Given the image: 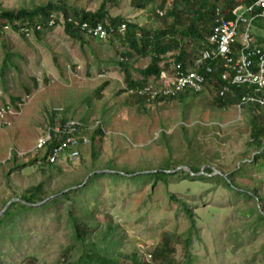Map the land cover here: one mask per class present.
Here are the masks:
<instances>
[{
	"label": "rangeland",
	"instance_id": "rangeland-1",
	"mask_svg": "<svg viewBox=\"0 0 264 264\" xmlns=\"http://www.w3.org/2000/svg\"><path fill=\"white\" fill-rule=\"evenodd\" d=\"M57 1L0 0V7L28 8ZM115 1L107 4L110 16L125 18L148 29L160 26L161 20L152 18L150 12L153 6L158 8L160 0L143 10L134 8L132 0ZM101 2L62 0L67 8L90 12L96 11ZM165 6H169V1ZM250 31L264 39V20L261 29L251 25ZM123 51V46L115 41L108 44L106 40L86 43L70 39L60 27L46 31L40 40L31 36L24 39L9 29L0 36V108L4 111L0 116V213L8 204L3 213L8 211L10 215L3 222L6 228L2 236L7 245V257L3 260L8 263L22 264L32 258V263L29 260L25 264H63L64 255L70 261L78 256L77 249H71L73 241L65 219L64 201L50 207L47 204L44 209L31 206L34 210H17L18 213L17 204L10 206L24 204L17 197L39 182L51 195L83 175V183L93 173L105 172L109 177L114 171L107 169H114L120 175H125L123 171H133L134 175L154 176L167 161H186L183 156L186 142L178 131L179 126H185L187 137L196 138L191 145L197 158L204 159L214 170L220 166L223 174L254 155L247 149L249 127L243 111L233 107L218 110L211 105L208 94L183 96L160 106L152 105L150 110L139 108L122 91L124 73L116 61ZM148 62L149 58L135 56L127 60L126 70L137 80L140 78L137 71ZM104 82L107 85L95 96ZM13 98L19 101L11 105ZM58 110L64 111L67 118L85 124L97 120L103 132V136L89 139L77 161L61 162L60 173L41 166L34 160L32 151L36 139L44 134L49 113ZM93 150L96 155L91 154ZM233 178L240 185H255L264 195V170L257 172L250 168L245 175ZM108 180L102 177L98 184L93 183L97 191L91 198L98 201L93 199L91 204L97 207L100 222L110 218L119 224L121 234L126 236L127 252L134 249L141 258L150 261L148 255L162 232L183 234L189 228L183 212L169 200L170 193L184 199L193 216L189 264H264V229L252 232V217L244 213L246 207L252 206L251 201H238L221 186L209 189L181 180L168 186L158 183L153 188L115 186ZM87 193L84 191L77 198L89 199ZM16 213L26 218L15 222L13 231ZM23 244L25 248L33 247V253L20 254ZM182 253L176 245L172 260L177 263L187 260ZM17 255L21 258H14Z\"/></svg>",
	"mask_w": 264,
	"mask_h": 264
},
{
	"label": "trees",
	"instance_id": "trees-1",
	"mask_svg": "<svg viewBox=\"0 0 264 264\" xmlns=\"http://www.w3.org/2000/svg\"><path fill=\"white\" fill-rule=\"evenodd\" d=\"M111 1L116 2L115 0H102L98 9L93 12L84 9L67 8L62 3V0H58L55 3L47 2L45 4L31 5L28 8L6 9L0 7V36H3L5 30L9 29L24 39L31 36L40 40L46 31L60 27L66 37L89 43L93 38L84 36L77 27L66 22V18H72L78 22L84 21L93 27L96 24H101L106 27L110 26L114 29V33L106 39V43L111 44L112 41H115L121 44L124 49L123 52H119L121 58H118L116 61L124 73L125 86L122 91L126 97L136 102L138 107L141 109L144 108V110H150L152 105L160 106L176 101L183 96L192 98L203 93L206 96H210L213 107L218 110H225L232 107L237 108L241 97L252 92V89L246 85L239 87L228 86L226 93L223 96H219L218 92L224 83L221 80L222 69L220 64L217 59H214L207 60L202 65H199L197 71L204 77L202 90L199 92L185 89L177 92L173 96H158L153 100H148L146 96L126 94L127 90L130 89H142L150 85L151 87L161 86L159 83L160 74L162 72L170 74L175 64H179L185 71L191 69L193 61L201 51L210 48L207 37L212 32L214 26L216 9H220L223 18L229 20L232 18L229 11L232 7L239 4L246 5L253 0H160L158 8L154 9L155 7L153 6L150 11L152 18L155 17L161 20L159 22L160 26L155 29H148L119 16H110L108 14L107 4ZM154 1L132 0V6L136 9L143 10L145 6L153 4ZM168 1L169 6L166 7L165 3ZM58 12L62 13L64 22L60 23L55 17L54 25L48 26L49 20ZM261 23L259 20L253 23L256 30L257 28L261 29ZM122 24L124 25V30L119 32L117 28ZM252 37L255 43L264 44V39L255 32H252ZM238 46L239 44L236 43L235 47ZM135 56L149 58L148 64L137 71L140 77L137 80L132 79L126 70L127 60ZM206 66L210 68V73L204 71ZM106 85V82H104L95 91V96H98L99 92ZM16 101L19 100L13 98L11 105H14ZM241 110L246 116L249 127V140L246 141L247 149L253 151L254 155L249 159L244 158L243 163L240 161L233 170L226 172V174H223V169L217 166L215 170L219 173L213 175L215 170L212 169V166L207 165L208 163L204 159L197 158L196 150L192 149L191 141H194L196 138L192 135L191 137H187L185 126H179L178 131L186 142V151L183 155L186 161L184 160L178 163L171 160L167 161L159 170L153 173L154 176L150 174L143 176L141 174L134 175L133 171H123L122 173L125 175H120L114 169H107L114 171L109 173V177L105 172L93 173L83 183L85 177L83 175L70 182V185L68 184L66 187L51 195L47 194L44 190L43 183L39 182L36 186L25 189L17 197L24 204L20 202L11 203L10 206L17 204L15 205L16 211H26L28 208V210H34V208L28 205L41 203L51 196L56 197L42 203L37 208L44 209L47 207V204L50 207L58 204V202L64 201L66 207L65 219L69 225L70 235L73 241L71 249H77L78 256L75 260L70 261V257L67 254L64 255L62 259L63 264H189L188 245L191 241V239L189 240V236L194 228V220L191 209L184 199L176 198L173 194L169 193V200L178 205V209L183 212L189 228L183 234L162 232L157 244L148 255L150 261H147L145 258H141L136 250L132 249L130 252L125 250L124 243L126 236L121 234L118 223L113 222L110 218H106L103 222L98 220L96 215L97 207L91 204L93 199V201H98L96 197L91 198L94 192L97 191L93 187L95 184H98L102 177H105L107 180L109 179L108 183L115 186L130 184L132 186L148 185L150 188H153L158 183L168 186L176 180L197 183L200 186L209 187V189H215L221 186L238 201H251L253 203L252 206L246 207L244 213L246 217H252L250 219V226L254 229L252 232L255 233L257 230L264 229V195H262V192L259 191L260 189L255 185L251 187L240 185L239 181L233 178L235 175H245L250 168L257 172L261 169L264 170V107L256 104H248L241 108ZM68 119L70 118L66 117L64 111H52L47 117L46 129L57 124L62 125ZM78 121L84 125H88L85 124L86 122ZM84 133L90 140H93L95 135L103 136L101 126L99 125ZM159 135L165 137L163 132H160ZM56 142L57 139L53 138L45 146L44 151L41 152L42 154H34L33 156L34 160L38 161L41 166L49 170L54 169L57 173H60L62 172L59 167L61 164H49L46 159L49 148ZM164 146L168 148L166 144ZM91 154L96 155L94 150L91 151ZM81 162H83L82 158ZM64 163H69V161ZM179 166L188 167L193 174L199 173L201 170L203 173L197 176H191L183 169L175 170ZM203 166L205 167L202 169ZM94 182L95 184H93ZM84 191L88 192L86 195H89V199L82 200L81 198H77V196L79 197L78 194ZM9 215L10 213L5 211L0 217V264H10L3 260V258L7 257V253L5 252L7 245L5 238L2 237L4 234L3 230L6 228L3 222L9 218ZM16 218L13 221V231L16 228L15 222L19 220L23 221L26 216L20 217L17 215ZM35 237L38 238V236ZM176 245L180 246L183 252L182 254L187 258V260H182L181 263H177L171 258L174 255ZM25 247V244H23L20 254L23 252L27 255L30 252L33 253V247ZM27 255L22 258H26ZM17 257L21 258L19 255L14 258ZM31 259L29 258L25 263L29 260L32 263L33 259Z\"/></svg>",
	"mask_w": 264,
	"mask_h": 264
},
{
	"label": "built area",
	"instance_id": "built-area-1",
	"mask_svg": "<svg viewBox=\"0 0 264 264\" xmlns=\"http://www.w3.org/2000/svg\"><path fill=\"white\" fill-rule=\"evenodd\" d=\"M231 19L223 18L220 9H216L214 26L212 32L207 37L209 49L201 51L193 61V66L189 70H183L179 64H175L170 74L162 72L159 83L161 86H147L142 89H130L126 94L146 96L148 100H153L158 96H173L181 90H191L199 92L202 90L204 77L198 73L199 65L207 60L217 59L221 72V80L224 83L218 92L223 96L228 90V86L239 87L246 85L252 92L241 97L237 110L248 104H256L264 107V44L255 43L250 31V26L257 20L264 19V0H253L249 4H239L230 10ZM60 23L64 22L62 13L58 12L48 22V26L54 25V18ZM66 22L77 27L84 36H89L99 41L109 38L114 29L96 24L94 27L87 22H78L72 18H66ZM119 32L124 30V25L118 26ZM236 43L239 44L235 47ZM206 73L211 70L208 66L204 68ZM101 76V75H100ZM0 108V116L3 113ZM101 126L97 120H92L88 125L80 123L76 119H68L62 125L57 124L47 127L44 134L36 139L33 154L43 152L45 146L53 139L57 142L52 145L47 152V162L49 164H60L61 162L77 161L80 157L81 149L89 144L85 131Z\"/></svg>",
	"mask_w": 264,
	"mask_h": 264
},
{
	"label": "water",
	"instance_id": "water-1",
	"mask_svg": "<svg viewBox=\"0 0 264 264\" xmlns=\"http://www.w3.org/2000/svg\"><path fill=\"white\" fill-rule=\"evenodd\" d=\"M179 169H183V170H185V171L188 172L191 176H197V175L203 173V171L201 170L199 173L193 174V173L189 170V168L186 167V166H180V167L176 168V170H179ZM218 173H219L218 171H214V174H218ZM51 197H52V196H51ZM51 197H50V198H51ZM47 199H49V198H47ZM47 199H46V200H47ZM44 201H45V200H44ZM41 203H43V202H41ZM41 203L32 204V205H29V206H39ZM7 205H8V204H6V205L3 207L1 213H3V211L6 209ZM1 213H0V215H1Z\"/></svg>",
	"mask_w": 264,
	"mask_h": 264
},
{
	"label": "clouds",
	"instance_id": "clouds-1",
	"mask_svg": "<svg viewBox=\"0 0 264 264\" xmlns=\"http://www.w3.org/2000/svg\"><path fill=\"white\" fill-rule=\"evenodd\" d=\"M261 20H262V22H263L264 19H261ZM252 32H253V31H252Z\"/></svg>",
	"mask_w": 264,
	"mask_h": 264
}]
</instances>
